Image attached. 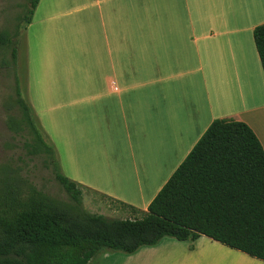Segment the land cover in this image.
Returning <instances> with one entry per match:
<instances>
[{
  "label": "crops",
  "instance_id": "obj_1",
  "mask_svg": "<svg viewBox=\"0 0 264 264\" xmlns=\"http://www.w3.org/2000/svg\"><path fill=\"white\" fill-rule=\"evenodd\" d=\"M263 24L264 0H40L23 100L65 177L140 214L214 120L245 123L264 150ZM96 261L264 264L204 236Z\"/></svg>",
  "mask_w": 264,
  "mask_h": 264
},
{
  "label": "trees",
  "instance_id": "obj_2",
  "mask_svg": "<svg viewBox=\"0 0 264 264\" xmlns=\"http://www.w3.org/2000/svg\"><path fill=\"white\" fill-rule=\"evenodd\" d=\"M40 0H28V25ZM264 74V24L253 31ZM8 33L0 48L17 51ZM7 65V64H6ZM18 116L6 125L24 139L28 156H40L69 198L57 200L20 175L0 190V264H89L104 253L133 255L163 239L209 238L264 262V150L243 122L214 120L140 217L93 214L82 190L59 168L54 148L38 130L15 76ZM119 203L130 212L137 210Z\"/></svg>",
  "mask_w": 264,
  "mask_h": 264
},
{
  "label": "rangeland",
  "instance_id": "obj_3",
  "mask_svg": "<svg viewBox=\"0 0 264 264\" xmlns=\"http://www.w3.org/2000/svg\"><path fill=\"white\" fill-rule=\"evenodd\" d=\"M27 8L28 0H0V32L11 36L12 46L17 51L16 65H13L11 49L0 48V190L5 188V184H10L11 180L17 179L13 169L19 168L20 175L38 190L57 200L68 202V196L55 180L51 169L44 166L42 157L28 156L22 148L24 139L11 132L6 125L9 116L19 115L14 91L16 75L23 98L19 78L27 26L23 17L27 15ZM46 142L49 143L47 140ZM82 207L90 213L110 218L140 217V214H133L119 203L87 189L82 190ZM100 255L91 259L89 264H97L96 260Z\"/></svg>",
  "mask_w": 264,
  "mask_h": 264
}]
</instances>
